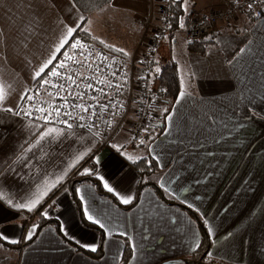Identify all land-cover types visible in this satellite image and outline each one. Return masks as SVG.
Here are the masks:
<instances>
[{
    "label": "snow or ice",
    "instance_id": "obj_1",
    "mask_svg": "<svg viewBox=\"0 0 264 264\" xmlns=\"http://www.w3.org/2000/svg\"><path fill=\"white\" fill-rule=\"evenodd\" d=\"M139 2L125 0L119 7L135 12ZM166 2L168 9L182 12L176 19L186 31L185 18L196 0ZM230 4L239 12L241 24L235 32L243 39L221 37L219 32L203 34L204 41L212 42L206 54L216 62L200 69L214 74L230 94L219 100L194 95L181 75L170 110L153 102L155 94L148 83L162 72L159 60L150 61L154 65L150 76L137 69L134 91L132 54L94 34L96 20L117 6L113 0H0V254H4L0 264L26 256L30 247L26 242L40 228L37 220L50 219L49 210L59 208L61 195L74 197L56 217L57 244L61 254L67 250L75 257L72 264H119L122 242L140 264V254H148L144 244L114 223L121 215H138L137 208L144 211L137 186L149 193L150 202L156 189L195 214L193 219L186 212L166 210L158 213L154 225L158 232L182 225L191 239L182 254L192 255L200 248L199 227L215 245L220 228L246 220L243 230H227L230 251L221 258L227 256L230 264H264V76L257 87L254 69L245 59L252 51L248 38L252 32L244 26L254 19L252 28L264 31V0H230ZM213 8V0H208L200 13L201 28L211 25L218 14ZM162 18L165 30L170 29L169 17ZM156 38L166 37L157 32ZM97 41L109 50L107 54L95 50ZM233 43L243 46L233 48ZM172 44L175 51V38ZM186 102L191 108L185 116L180 109H187ZM224 132L232 137L230 147L219 155L215 151L201 155L204 142L220 144ZM105 145L114 155L102 172L100 151ZM237 161V172L243 174L239 183L235 175L229 176ZM74 176L97 183L73 182ZM117 176L119 180L112 183ZM97 188L112 199L97 203ZM119 205L125 206L123 212ZM156 206L163 207L158 200ZM209 206L214 211L206 214ZM76 212L85 228H98V240L82 242L70 234L67 222L75 219ZM49 230L55 231L50 226ZM153 235L150 226L140 233L141 241ZM81 250L95 256L85 258ZM169 250L159 249L160 256ZM213 258L208 251L201 264ZM17 264L27 260L18 259ZM53 264L60 261L54 258ZM163 264H170L169 259Z\"/></svg>",
    "mask_w": 264,
    "mask_h": 264
},
{
    "label": "crops",
    "instance_id": "obj_2",
    "mask_svg": "<svg viewBox=\"0 0 264 264\" xmlns=\"http://www.w3.org/2000/svg\"><path fill=\"white\" fill-rule=\"evenodd\" d=\"M198 1V7H201L204 9V6L206 3H208V0H197ZM223 0H213L214 8H220L222 6ZM114 4L117 5L115 8L125 14V16H133L130 18H135V21L140 24L141 30L139 32V36L137 40L135 41L134 45L130 49L129 52L133 51V49L136 46V43L142 33L143 28V21L146 19L151 13L154 15L158 13L159 10V4L157 3V0H140L138 4V10L135 12L126 11L123 8L119 7L120 4L124 3L125 0H113ZM130 14V15H129ZM241 19L239 17V14H237L231 21L228 23H224L218 27L216 32H219V35L221 37H234L236 40H242L243 36L238 35L235 32V29L240 27ZM256 24V21L253 20L252 22L245 24V28L251 29L252 34L248 37L250 40L253 41L252 45V51L247 55L245 58L247 63L254 69V79L257 81V87L259 86V81L261 76H264V45H262V41H264V31H258L256 28H252V25ZM246 43V41H245ZM173 46V45H172ZM239 46H243V44L237 45L233 43L231 47L237 48ZM209 49L208 51H210ZM207 51V52H208ZM206 52V53H207ZM206 53L201 54L196 51L189 50L187 48V45L185 41L182 39L180 41V44L178 46H175V51H173V56L176 57V62L179 69L180 77L183 75L185 78V81L190 82L192 89L188 90L192 91L194 95L197 96H204L207 100L212 99H221L223 96L229 95L230 92L226 89V86L217 78H215L214 74H204L201 73L200 69L202 65L212 64L215 65L216 57L212 56L210 57ZM192 72L196 73V76L192 77L190 74ZM175 104V103H174ZM187 109L182 107L180 109V112L182 115H188V109L191 108L190 102H186ZM222 127V126H221ZM123 135V133H121ZM234 135V134H233ZM225 141L221 142L220 144H215L212 142L211 139H208L206 142H204V147L202 149H199L201 155L206 153L207 151H215L218 155L224 151L225 148L230 147V142L232 137H229L227 132H224ZM159 139H164L163 135L161 134ZM174 139V135L171 137H168V140ZM167 143V141H165ZM131 151V149H129ZM100 155L102 158V165H101V171H105L103 165L110 162L114 153L113 151L106 147H102L100 151ZM239 161L234 163L232 165V170L229 172V176H236L237 183L243 178L242 170L240 172H237V164ZM119 176H117L112 183H116L119 180ZM86 184H91L89 182H84ZM176 183L175 181L173 182ZM81 186V185H80ZM183 185L181 184V187ZM179 191V188H178ZM97 195V203L101 199H109L105 196H102L99 194V192L96 190ZM149 193L145 192L143 190L140 200L143 203L144 211H140L138 208L134 210V213L131 217H126L121 215L117 220L114 221V223L118 226V230H124V228H127V231L130 235H135L137 242L143 243L146 252L148 254L141 253L140 254V264H159L163 262L164 259H173V256L175 255V258H185L189 259L191 255L182 254L184 253V250L190 245L191 239L189 237H186L183 233L182 225L177 224L174 227H171L169 229H164L163 231L158 232L155 228V223L158 219V213L164 212L166 210H171L174 212L179 213H185V211L171 206L169 204H166L162 202L154 191L151 192V202L148 199ZM189 199H191V195L189 194ZM160 201V204L163 205V207L157 208L156 201ZM71 196H67L65 199V196L61 195L60 199L58 201L59 208L58 209H52L49 210L50 212V219L48 220H56V217L60 215L61 212L65 208L68 207L69 202H71ZM114 203V202H113ZM123 206V205H122ZM72 207L75 208V204H72ZM121 212L124 211V208L119 207ZM206 214H211L214 209L211 208V206L204 209ZM223 216V214H221ZM61 219H66L65 216H61ZM48 220H42L38 219L37 223L39 221H48ZM57 221V220H56ZM127 221V223H125ZM247 221L245 220L243 223H240L237 226H232L230 222L226 224L224 227L220 228L217 231V235L215 237V245L211 243V249L214 253V258L211 260L213 264H230L229 259L227 256H221L224 253H228L230 251V243L225 240V235L229 227L233 228L234 232H239L243 230L245 227V224ZM49 226L51 229L55 231H50ZM152 227L153 237H150L147 241H141L140 233L144 231V229L148 227ZM67 229L69 230L70 234L75 235L78 239H81L82 242H91L93 239H99V233L92 228H85L83 224L80 223V217L79 213L76 212L75 219L70 220L67 222ZM198 235L200 237L199 228L197 229ZM60 239V236L57 235V231L55 227L51 224H48L40 229L37 235L34 236L32 241L26 242L30 247L27 249V254L25 257L22 258H16L14 257L11 261H4V264H17L18 259L27 260V264H53L54 258L60 261V264H72V260L75 259V257H70L67 254V250H62L63 254H61V250L59 249V246L57 244V241ZM114 239H121L119 237H114ZM212 241V238H211ZM125 244L122 242V250L124 252ZM171 249L169 251H166V254L162 257L159 254V249ZM86 251V250H85ZM115 251V249H113ZM152 253H156L155 255H152ZM217 253H220V255H217ZM4 254H0V259L3 258ZM83 256L85 258H89L90 256L83 253ZM256 258L253 257V260ZM120 263V262H119ZM128 264H135V261H133L132 256Z\"/></svg>",
    "mask_w": 264,
    "mask_h": 264
},
{
    "label": "trees",
    "instance_id": "obj_3",
    "mask_svg": "<svg viewBox=\"0 0 264 264\" xmlns=\"http://www.w3.org/2000/svg\"><path fill=\"white\" fill-rule=\"evenodd\" d=\"M171 11H172V18H171L170 23L172 24V27L169 29V33L167 34L166 38L164 39L161 47L159 48L155 56V59L159 60L162 72L161 74L157 75L155 79H151L152 93H154L155 97H157V99L160 101L161 106L167 105L169 106L170 110H171V106L175 103L179 90H180V74H179L177 62L176 60H173L172 40H173V31L180 29L178 26V20L176 18L182 15V12L179 10L171 9ZM186 24H187V20H186ZM211 43L212 42H208V41H204L203 39H200V40H196V42L193 44H190V45L186 44V45L189 50L204 54L210 49ZM153 67L154 65H152L151 70ZM161 88L167 89V91L166 92L159 91L158 89H161ZM161 132L157 133L158 137L161 135ZM153 167L155 168L154 162H153ZM72 179H73V182L83 181V183L84 182H89L91 184L97 183L92 178H82L79 176H74L72 177ZM77 186H80V184L78 183ZM143 190H144L143 186H137V191L140 197H141ZM97 191L102 196L112 199L110 194L104 192L101 188H97ZM153 191L155 192L157 197L162 202L185 211L189 216H192L193 219H195V214H193L190 210L186 209L183 205L179 204L177 201L168 200L166 197L161 195L159 190L153 189ZM71 199L73 200L74 197L71 196ZM113 202L116 203L115 201ZM119 207L125 208V206H122V205H119ZM78 213L80 217V212ZM39 224H40V228H38L37 234L41 228H43L44 226L48 224L53 225L56 231L58 232V223L56 220L39 221ZM90 228L95 229L99 233V237H100L101 233L96 226H92ZM199 232H200V248L196 251V253L192 254L189 257V259L191 260H202L205 254L211 249V243H212L211 238L205 234L203 227H199ZM81 251L90 257L95 256V254H90L85 250H81ZM130 259H131L130 248L125 245L124 252H123V259L120 261L119 264H128ZM208 263L213 264L212 261H209Z\"/></svg>",
    "mask_w": 264,
    "mask_h": 264
},
{
    "label": "built area",
    "instance_id": "obj_4",
    "mask_svg": "<svg viewBox=\"0 0 264 264\" xmlns=\"http://www.w3.org/2000/svg\"><path fill=\"white\" fill-rule=\"evenodd\" d=\"M157 3L159 4V10L157 15L151 13L147 17V19L144 20L142 33L136 43L135 48L133 49V51L130 52L132 54V60L129 63V69H131L133 75L132 85L134 91L136 90L135 75L137 73V69L142 70V74L144 76H150L152 67L150 61L155 59V56L165 39H157L156 33L160 32L164 37H166L169 33V29L165 30L164 28V20L162 17H169V22H171L172 11L171 9L167 8L166 0H157ZM241 3H244V0H241ZM217 12L218 14L215 16L211 25H205L203 28H201L198 23V21L202 18L200 13H197L196 11L191 12V15L186 17L187 30L185 31L183 29H178L173 31V38H175V46H178L182 39L184 41L193 38L195 39V41L200 40L202 39L203 34H210L216 32L220 25L228 23L237 14H239L237 10H233L231 8L230 0H227V2L222 5L220 10ZM193 29H195V32L193 31ZM152 49H155V51H152ZM95 50L103 52L105 54L108 53V51L96 45ZM112 54L115 55V53ZM140 60H145V63L139 64ZM85 74L88 75L90 73L86 71ZM148 83L151 87V79L148 80ZM153 102L158 105L160 103L157 97L154 98ZM153 115H157V113H153ZM130 123L131 121H128L125 126L127 127ZM103 147H106V145Z\"/></svg>",
    "mask_w": 264,
    "mask_h": 264
},
{
    "label": "rangeland",
    "instance_id": "obj_5",
    "mask_svg": "<svg viewBox=\"0 0 264 264\" xmlns=\"http://www.w3.org/2000/svg\"><path fill=\"white\" fill-rule=\"evenodd\" d=\"M226 2L227 0H223L222 5H224ZM198 6V1L196 0V4L191 8V12L196 11L197 13H202L204 9ZM220 8L213 9V11L217 12L220 10ZM130 17L133 16L127 17L123 12L117 10L116 8L109 9L103 14L102 17L96 20L95 24L93 25L94 34L100 39H103L107 44L123 47L127 51H130L141 30V26L135 21V18ZM95 45L106 51H109L104 45H101L99 41H97ZM185 85L189 87V89H192L190 82L185 81ZM159 105L161 106L160 103Z\"/></svg>",
    "mask_w": 264,
    "mask_h": 264
},
{
    "label": "water",
    "instance_id": "obj_6",
    "mask_svg": "<svg viewBox=\"0 0 264 264\" xmlns=\"http://www.w3.org/2000/svg\"><path fill=\"white\" fill-rule=\"evenodd\" d=\"M181 260L188 261V264H201V260H191V259H185V258H173V259H169L170 264H181ZM159 264H163V262H161ZM208 264H212V263H208Z\"/></svg>",
    "mask_w": 264,
    "mask_h": 264
}]
</instances>
